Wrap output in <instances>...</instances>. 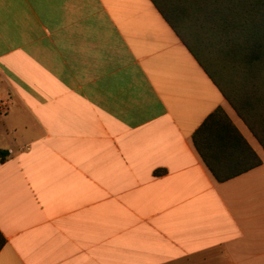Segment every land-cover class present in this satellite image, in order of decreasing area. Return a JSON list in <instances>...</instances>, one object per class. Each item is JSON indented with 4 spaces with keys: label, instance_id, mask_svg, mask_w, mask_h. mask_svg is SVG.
Here are the masks:
<instances>
[{
    "label": "crops",
    "instance_id": "0c3cea01",
    "mask_svg": "<svg viewBox=\"0 0 264 264\" xmlns=\"http://www.w3.org/2000/svg\"><path fill=\"white\" fill-rule=\"evenodd\" d=\"M0 264H264V148L150 0H0ZM220 108L261 160L218 182Z\"/></svg>",
    "mask_w": 264,
    "mask_h": 264
},
{
    "label": "trees",
    "instance_id": "16d2710c",
    "mask_svg": "<svg viewBox=\"0 0 264 264\" xmlns=\"http://www.w3.org/2000/svg\"><path fill=\"white\" fill-rule=\"evenodd\" d=\"M150 1L264 148V0ZM192 142L218 182L261 164L220 108Z\"/></svg>",
    "mask_w": 264,
    "mask_h": 264
},
{
    "label": "built area",
    "instance_id": "2783aa9c",
    "mask_svg": "<svg viewBox=\"0 0 264 264\" xmlns=\"http://www.w3.org/2000/svg\"><path fill=\"white\" fill-rule=\"evenodd\" d=\"M7 99L0 95V113H4L7 110Z\"/></svg>",
    "mask_w": 264,
    "mask_h": 264
}]
</instances>
